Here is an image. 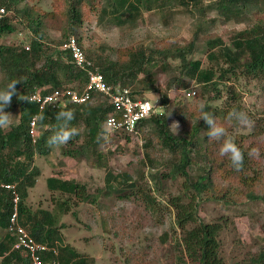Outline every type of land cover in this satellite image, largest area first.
<instances>
[{"label": "trees", "instance_id": "trees-1", "mask_svg": "<svg viewBox=\"0 0 264 264\" xmlns=\"http://www.w3.org/2000/svg\"><path fill=\"white\" fill-rule=\"evenodd\" d=\"M21 1L0 0V7L7 11L0 17V38L14 32L12 19L15 18H25L30 32L28 45L0 42V71L3 73L0 89L13 80L21 81L15 86L18 96L14 95L11 105L5 109L12 115L18 109V118L13 120L8 130H0V231H3L0 234V264H30L23 249L12 247L15 236L6 230L12 212L11 191L3 187L8 183L15 184L19 194V223L36 241L57 251V256L52 251L44 253V260L55 257L58 264H94V257L83 255L73 245L64 242V225L59 221V210L68 209L70 198L95 202L96 195L86 193L84 183L73 178L50 176L46 181L47 188L64 195V200H55L56 208L52 210L32 209L27 203L29 190L35 186L40 174L34 159L36 155L45 156L51 150L46 141L52 134L49 129L56 124V114L65 106L74 110L75 118L71 124L80 130V135L63 146V155L82 158L91 153L97 159V165L105 169L106 192L114 191L120 195L129 188L142 191L148 202H153L155 197L141 190L137 179L128 172L114 174L107 167V162L101 160L97 145L102 140L98 142V137L103 121L112 111L106 97L98 95L94 102H67L44 108L29 100L38 88L47 94L64 86H84L85 72L71 62L69 52L62 51L60 45L66 39L67 32H75L82 23L81 7L91 0H64V7L57 0L53 9L41 14H34L29 8L20 9L18 3ZM253 8L264 10V0H209L207 3L205 0H107L100 9L99 21L111 15L119 19L118 25L127 23L129 28L137 26L142 9L165 12L162 21L167 25L169 18L173 17L172 9L193 17L198 13L199 16L193 23L190 39L184 44L163 38L151 46L136 48L129 45L116 48L100 45L98 50L84 48L87 57L104 74L105 79L130 89L133 98L139 97L133 86L139 82L140 75L151 92L159 94V108L141 120L137 128L144 137L143 164L148 165L153 191H163V182L167 179L181 178L180 193L169 198V203L176 211V223L182 232L181 242L177 244L182 246L185 253V257L179 258L183 264H228L221 256L219 235L222 225L219 221L205 223L199 219L196 198L204 196L209 199L218 195L226 197L229 203L239 198L238 195H244L251 200L264 202V115L252 114L245 109L240 83L264 81V12L257 20H252ZM209 10L214 12L212 18L206 17ZM218 19L247 25L232 33L227 42L221 36L211 34ZM48 26L58 27L63 38L48 41L44 30ZM202 36L208 66H204L200 59L190 58L198 38ZM77 38L83 46L81 37ZM155 68L172 74L162 87L156 85ZM184 76L199 86L197 97L203 100L205 111L211 112L217 123L227 129L244 153L243 170L236 171L227 157L219 155V142L208 137L207 125L203 120H198L199 101L192 103L176 99L171 104L169 93L174 88H184V94L189 90L191 84L184 81ZM21 95L26 100H20ZM217 100L221 103L213 105ZM233 107L247 112L252 120V127L246 133L239 131L244 125L227 120L228 111ZM35 115L37 137L33 141L29 128ZM170 115L180 124L178 132L170 128ZM251 149H258L259 157L249 156ZM158 166L164 169L159 171ZM144 176L142 172L140 178L144 179ZM184 197L186 201H182Z\"/></svg>", "mask_w": 264, "mask_h": 264}, {"label": "rangeland", "instance_id": "rangeland-1", "mask_svg": "<svg viewBox=\"0 0 264 264\" xmlns=\"http://www.w3.org/2000/svg\"><path fill=\"white\" fill-rule=\"evenodd\" d=\"M106 1L91 0L84 4L81 7L82 23L77 26L75 32L68 31L64 38L71 34L80 36L85 50H98L100 45H110L114 48L127 45L134 48L151 46L153 42L163 38L184 44L190 39L193 23L199 16L197 12L193 17L189 13L172 9L173 17L169 18L171 22L169 21L167 25L162 21L165 12L142 9V16L139 17L137 26L129 28L127 23L118 25L119 19L111 15L99 21L100 9ZM59 2L64 4L63 7L65 6L64 0ZM207 2L209 0H205V3ZM56 3L57 0H22L18 3V7L29 8L34 14H41L53 9ZM263 12L264 10L253 8L250 18L257 20ZM213 16L212 10L206 14L207 18ZM12 21L14 32L2 36L0 42H20L28 45L30 32L26 26V19L15 18ZM246 25L247 23L244 22H223L218 19L211 34L221 36L228 42L232 33L243 29ZM44 30L48 41L55 42L63 38L62 31L58 27L48 26L44 27ZM206 52L204 37H199L190 58L200 59L204 66H208ZM153 74L156 85L161 87L172 75L160 68H155ZM142 77L140 75L139 82L133 86L139 93L138 98H146L154 102L157 97L158 100L159 94L151 92V88ZM2 79L3 73L0 71V82ZM184 81L191 84L188 89L192 88L195 91V97L184 96V88H174L169 93L171 104L176 99L192 103L199 101V104H202L203 100L197 97L199 86L186 76ZM240 83L245 109L252 114L264 115V81L249 80ZM96 97L92 102L97 99ZM216 103L221 101L217 100L213 105ZM14 111L13 120L16 121L19 112L18 109ZM169 125L173 132H178L180 129V124L172 115L169 117ZM250 128L243 126L239 131L246 133ZM143 144L144 137L141 132L137 137L113 134L108 142L102 140L97 145V150L102 155L101 160L107 162V167L114 174L128 172L137 179L141 190L155 197L153 202L146 201L142 191L129 188L120 195L114 191L106 192L105 169L97 165V159L89 152L87 157L73 158L63 155L62 146L59 149L51 148L49 154L45 156H35L34 164L42 170L41 176L54 174L73 178L86 185V193L96 195L95 202L79 201L76 197L70 198L68 209L59 210V221L64 225L62 228L64 242L73 245L79 253L94 257V264H183L179 258L185 257V253L182 246L177 244L181 242L182 232L176 223V211L169 203V198L180 193L181 178L167 179L163 182V191H153L148 176V165L143 164ZM163 169L158 166L159 171ZM142 172L145 174L144 179L140 178ZM45 186L44 178L39 177L35 187L29 190L31 192L27 203L32 209L52 210L56 208L55 200H64V195L47 191ZM238 196L239 198L229 203L226 202V197L218 195L209 199L204 196L196 198L197 216L205 223L215 221L221 223L219 241L221 256L225 262L264 264V202L251 200L244 195ZM184 200L187 199L184 197L182 201ZM2 232L0 231V234Z\"/></svg>", "mask_w": 264, "mask_h": 264}, {"label": "built area", "instance_id": "built-area-1", "mask_svg": "<svg viewBox=\"0 0 264 264\" xmlns=\"http://www.w3.org/2000/svg\"><path fill=\"white\" fill-rule=\"evenodd\" d=\"M6 13L5 8L0 7V17ZM60 48L62 51L69 52L71 62L85 72L86 82L84 86L81 88L64 86L53 89L47 94H43L41 88H38L30 95L29 100L38 103L40 108H44L48 105L55 107L67 102L85 104L98 95L104 96L111 103L112 111L103 121L102 127L106 122L111 121L116 126L114 134L137 137L139 135L137 124L157 111L159 101L153 102L146 98H133L130 89L108 82L104 74L87 57L84 47L78 42V38L75 35L67 36L61 43ZM185 94L186 96H192L195 91L191 88ZM36 118V115L32 118L29 128V134L33 141L37 137ZM3 187L9 189L12 194V212L9 215V222L6 228L8 232L15 236L12 247L14 249H23L29 257L30 264H58L55 257L50 258L48 261L43 258V254L48 251H52L57 256L56 249L36 241L19 223V194L15 184H3Z\"/></svg>", "mask_w": 264, "mask_h": 264}, {"label": "clouds", "instance_id": "clouds-1", "mask_svg": "<svg viewBox=\"0 0 264 264\" xmlns=\"http://www.w3.org/2000/svg\"><path fill=\"white\" fill-rule=\"evenodd\" d=\"M20 82V80H13L9 82L6 87L0 89V130H8L12 126L14 116L11 113L6 112L5 109L11 105L12 97L14 95L18 96L15 86ZM20 100L26 99L21 95ZM198 110L200 112L198 120H203L207 125L208 137L219 142V155L221 157H227L231 166L236 171L243 170L244 153L237 146L233 137L228 133L224 126L217 123L211 112L205 111V105L200 104L198 106ZM74 118V110L68 109L67 106L56 114V124L49 129L52 134L46 141L50 148L59 149L80 135V130L71 124ZM227 120L249 128L252 127L253 124L252 120L248 116V113L243 110H239L236 107L229 109ZM175 126L177 127L176 124ZM115 128V124L111 121L106 122L102 128L101 134L98 137V142L99 140L108 142L111 135L114 134ZM248 155L259 157L260 153L258 149H251Z\"/></svg>", "mask_w": 264, "mask_h": 264}, {"label": "crops", "instance_id": "crops-1", "mask_svg": "<svg viewBox=\"0 0 264 264\" xmlns=\"http://www.w3.org/2000/svg\"><path fill=\"white\" fill-rule=\"evenodd\" d=\"M39 170H40V174L37 176V179H38L39 177L44 178V180H45V185H46L47 178L50 177V176H54V177H58V178H62V179H67V178H65V177L58 176V175H54V174H49V175H47V176H41V175H42V170L40 169V167H39ZM37 179H36V183H37ZM35 185H36V184H35ZM34 187H35V186H34ZM34 187H33V188H34ZM45 187H46V190H47V191H50V190L47 188V186H45ZM33 188H31V189H33ZM30 192H31V191H29V196H30ZM51 192H53V191H51ZM54 193H59V192L54 191ZM59 194H61V193H59ZM54 203H55V202H54Z\"/></svg>", "mask_w": 264, "mask_h": 264}]
</instances>
